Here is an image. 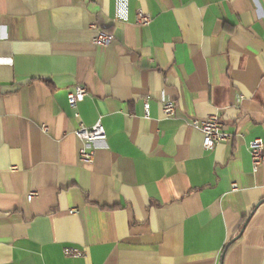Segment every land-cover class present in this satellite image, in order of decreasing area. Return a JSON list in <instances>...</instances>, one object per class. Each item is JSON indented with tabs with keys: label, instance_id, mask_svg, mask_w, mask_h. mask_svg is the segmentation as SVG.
<instances>
[{
	"label": "crops",
	"instance_id": "crops-1",
	"mask_svg": "<svg viewBox=\"0 0 264 264\" xmlns=\"http://www.w3.org/2000/svg\"><path fill=\"white\" fill-rule=\"evenodd\" d=\"M211 115L231 138L207 150ZM256 139L264 0H0V264H264Z\"/></svg>",
	"mask_w": 264,
	"mask_h": 264
},
{
	"label": "built area",
	"instance_id": "built-area-1",
	"mask_svg": "<svg viewBox=\"0 0 264 264\" xmlns=\"http://www.w3.org/2000/svg\"><path fill=\"white\" fill-rule=\"evenodd\" d=\"M150 15L143 11L138 12V24L147 26L151 23ZM114 40V36L107 32L100 31L94 40L98 46H108ZM87 96V90L84 87L77 86L74 91L68 95V102L72 108H76L79 103L83 102ZM176 104L170 100H164L162 110L165 118L170 119L176 115ZM146 114H149V106L145 107ZM193 126L199 129L203 135V146L207 150H213L217 145L230 140L231 136L223 131V127L218 115L208 116L200 121L195 120ZM77 138L82 143V148L79 153V160L85 164H92L95 160L96 151L93 145L107 139L106 130L101 122H98L93 127H85L81 125L76 131ZM250 153L254 169H257L264 164V143L261 139H256L250 143ZM36 196V193H31L28 200L31 201ZM72 213H77V210H72Z\"/></svg>",
	"mask_w": 264,
	"mask_h": 264
},
{
	"label": "water",
	"instance_id": "water-1",
	"mask_svg": "<svg viewBox=\"0 0 264 264\" xmlns=\"http://www.w3.org/2000/svg\"><path fill=\"white\" fill-rule=\"evenodd\" d=\"M237 239H238V237L234 241H236Z\"/></svg>",
	"mask_w": 264,
	"mask_h": 264
},
{
	"label": "trees",
	"instance_id": "trees-1",
	"mask_svg": "<svg viewBox=\"0 0 264 264\" xmlns=\"http://www.w3.org/2000/svg\"><path fill=\"white\" fill-rule=\"evenodd\" d=\"M232 245H234V244H232ZM232 245H231V246H232ZM231 246H230V247H231ZM230 247H229V248H230Z\"/></svg>",
	"mask_w": 264,
	"mask_h": 264
}]
</instances>
